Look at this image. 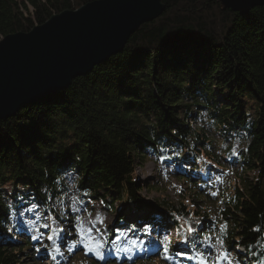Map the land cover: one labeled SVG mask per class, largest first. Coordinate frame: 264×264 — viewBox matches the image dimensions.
Returning a JSON list of instances; mask_svg holds the SVG:
<instances>
[{
  "label": "trees",
  "instance_id": "obj_1",
  "mask_svg": "<svg viewBox=\"0 0 264 264\" xmlns=\"http://www.w3.org/2000/svg\"><path fill=\"white\" fill-rule=\"evenodd\" d=\"M88 1L0 0V38ZM162 2L165 12L143 23L122 51L0 120V264H24L31 243L11 221L24 204L67 221L58 201L68 169L81 192L113 210L116 204L117 225L155 227L172 218L177 228L175 218L188 211L149 202L137 169L148 153L168 162L192 158L200 174L211 170L200 156L222 167L206 149L207 131L192 125L200 113L221 136L248 139L222 211L226 228L218 226L243 264H264V5L242 14L218 0ZM202 226L194 237L210 232Z\"/></svg>",
  "mask_w": 264,
  "mask_h": 264
},
{
  "label": "rangeland",
  "instance_id": "obj_2",
  "mask_svg": "<svg viewBox=\"0 0 264 264\" xmlns=\"http://www.w3.org/2000/svg\"><path fill=\"white\" fill-rule=\"evenodd\" d=\"M250 113L254 115V109ZM204 115L198 114L192 125L195 129L207 131L210 142L206 149H212L219 156L222 167L200 156L208 162L206 168H211L200 174L196 172L192 158L168 162L148 153L137 169V177L144 184L141 194L149 202L158 204L162 210L175 207L188 211L175 218L180 221L177 228L170 221L172 218L162 224L156 222L155 227L134 220L117 225L119 208L116 204V210H113L81 192L77 175L68 169L61 178L63 195L58 201L68 211L67 221L56 219L54 213L44 212L34 202L24 204L11 218L21 228V233L17 234L19 238L31 243L30 249L21 254L24 264H205V261L214 264L217 256L225 251L230 254L232 264H243L244 256L225 245L219 226H222L225 201L232 193L241 168L240 151L246 148L248 139L244 132L221 136L213 131ZM233 150L238 155H233ZM10 188L8 185L7 189ZM197 190L201 195L193 196ZM207 215L211 222L204 220ZM78 218L79 229L76 227ZM202 223L210 227V232L194 237L201 231L198 229L204 228ZM66 225H70V233ZM189 226L195 231H189ZM89 228L92 229L91 236L88 235ZM49 235L54 239L48 240ZM32 236L40 239L33 240ZM178 237L182 242L176 245ZM73 241L76 242L75 248L70 247ZM98 244L101 247L98 248ZM13 245L18 247L20 244ZM238 250L243 252L244 248L238 247ZM101 254L104 259L99 258ZM224 264L228 262L224 261Z\"/></svg>",
  "mask_w": 264,
  "mask_h": 264
},
{
  "label": "water",
  "instance_id": "obj_3",
  "mask_svg": "<svg viewBox=\"0 0 264 264\" xmlns=\"http://www.w3.org/2000/svg\"><path fill=\"white\" fill-rule=\"evenodd\" d=\"M242 14L264 0H218ZM166 10L162 0H90L53 14L30 31L0 38V120L28 103L67 88L119 53L143 23Z\"/></svg>",
  "mask_w": 264,
  "mask_h": 264
},
{
  "label": "snow or ice",
  "instance_id": "obj_4",
  "mask_svg": "<svg viewBox=\"0 0 264 264\" xmlns=\"http://www.w3.org/2000/svg\"><path fill=\"white\" fill-rule=\"evenodd\" d=\"M233 155H238V153L235 152V150H233ZM45 227H47V225H45ZM76 227H77L78 229H79V227H80L79 218H78V220H77ZM93 227H94V226H93ZM221 228H222V229L226 228V225H222ZM188 230H189V231H195L191 226H189V229H188ZM91 231H92V229L89 228V229H88V235H89V236H91ZM80 235H81V239H84V238H85V237L83 236L82 233H80ZM31 238H32L33 240H39V239H40V237H38V236H32ZM47 239H48V240H53L54 237H53L52 235H49V236L47 237ZM75 246H76V242L73 241L72 244L70 245V247L75 248ZM99 247H101V245L98 244V248H99ZM36 250L39 251L40 249L37 248ZM165 251H166V252L168 251V248H167V247H165ZM178 255H183V253H178ZM99 258H100V259H104L103 254H101V255L99 256ZM165 258H166V259H170L171 257H165ZM224 261H227L228 264H232V260H231V258H230V254H229L227 251L222 252L220 255H218L217 258H216V261L214 262V264H224ZM205 264H208V261H205Z\"/></svg>",
  "mask_w": 264,
  "mask_h": 264
},
{
  "label": "bare ground",
  "instance_id": "obj_5",
  "mask_svg": "<svg viewBox=\"0 0 264 264\" xmlns=\"http://www.w3.org/2000/svg\"><path fill=\"white\" fill-rule=\"evenodd\" d=\"M127 239V238H126Z\"/></svg>",
  "mask_w": 264,
  "mask_h": 264
}]
</instances>
